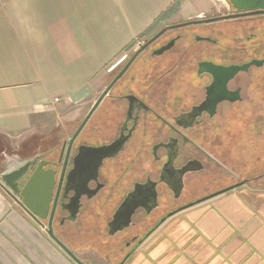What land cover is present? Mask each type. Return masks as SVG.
<instances>
[{"label": "flooded vegetation", "instance_id": "af4514ba", "mask_svg": "<svg viewBox=\"0 0 264 264\" xmlns=\"http://www.w3.org/2000/svg\"><path fill=\"white\" fill-rule=\"evenodd\" d=\"M263 70L264 11L230 5L128 49L66 139L32 157L56 174L55 235L82 264L94 249L127 264L182 212L248 186L246 162L222 159L215 143L231 119L249 116Z\"/></svg>", "mask_w": 264, "mask_h": 264}, {"label": "crops", "instance_id": "0c3cea01", "mask_svg": "<svg viewBox=\"0 0 264 264\" xmlns=\"http://www.w3.org/2000/svg\"><path fill=\"white\" fill-rule=\"evenodd\" d=\"M212 2L0 0V175L66 139L120 56L161 19L207 15ZM138 253L127 264H264V189L182 212ZM0 264H76L1 185Z\"/></svg>", "mask_w": 264, "mask_h": 264}, {"label": "water", "instance_id": "95a60500", "mask_svg": "<svg viewBox=\"0 0 264 264\" xmlns=\"http://www.w3.org/2000/svg\"><path fill=\"white\" fill-rule=\"evenodd\" d=\"M225 1L240 13L258 14L260 13V11H264V0ZM161 33H159L156 38L159 37ZM96 106L97 105H95L91 110L89 116L92 115V113L96 109ZM81 127L77 131L75 137L81 131ZM47 166L48 163L46 162H40L38 164V158L28 159L20 163L18 168L12 169L6 175H0V185L2 189L16 202V204L19 205L40 227H47L46 233L50 237V239H52L76 264H82L80 260L55 235L52 223L58 201L57 195L55 201L53 202V188L56 174H51V170L46 169ZM24 179L27 180L26 184L23 190L19 192L20 185ZM227 191L229 190L223 191L221 193H225ZM221 193H218L210 197L209 199L215 198ZM206 200L208 199H204L203 201ZM201 202L202 201H200L199 203ZM185 209H188V207L183 208V210Z\"/></svg>", "mask_w": 264, "mask_h": 264}, {"label": "rangeland", "instance_id": "374dc122", "mask_svg": "<svg viewBox=\"0 0 264 264\" xmlns=\"http://www.w3.org/2000/svg\"><path fill=\"white\" fill-rule=\"evenodd\" d=\"M212 6V11L217 12V14L227 11V9L229 8V5L225 0H213ZM200 15L202 16L203 14ZM200 15H196L195 17ZM167 24H170L168 17H166V19H161L150 30L147 36H152V34H154L156 31ZM140 41L141 40H138L133 47H137ZM91 103H89L86 110H88ZM247 113L249 116H247L246 118L231 119L225 135L221 136L218 139V142H216L215 144H217L219 147L222 159L224 158L226 160V158L230 157L231 155L241 156L242 159L246 162V164H243L242 167V171H245V173L247 174L244 177L248 180H251L248 186L257 189H264V70L262 85L260 88V92L258 93V98L252 103H247ZM248 133H250L251 136L248 137L247 140L246 134ZM258 134L262 139H260V144L250 146V138H256L254 140V143H258ZM245 138L247 141L245 140ZM255 155L256 157L254 158ZM251 156L253 158L250 162L249 159ZM255 176L261 177L253 181Z\"/></svg>", "mask_w": 264, "mask_h": 264}, {"label": "trees", "instance_id": "16d2710c", "mask_svg": "<svg viewBox=\"0 0 264 264\" xmlns=\"http://www.w3.org/2000/svg\"><path fill=\"white\" fill-rule=\"evenodd\" d=\"M258 138H259V140H258V143L256 144V143H254V140L256 139V138H250L251 139V141H250V146H255V145H259L260 144V141L262 140L261 139V137H260V135L258 134ZM261 139V140H260ZM247 140H248V137H247ZM246 140V141H247ZM263 145V144H262ZM256 157V155L254 156V158ZM252 156L250 157V162H251V160H252ZM261 182V181H260Z\"/></svg>", "mask_w": 264, "mask_h": 264}, {"label": "built area", "instance_id": "2783aa9c", "mask_svg": "<svg viewBox=\"0 0 264 264\" xmlns=\"http://www.w3.org/2000/svg\"><path fill=\"white\" fill-rule=\"evenodd\" d=\"M46 229H47V227L45 226V227H43V230L46 232Z\"/></svg>", "mask_w": 264, "mask_h": 264}]
</instances>
